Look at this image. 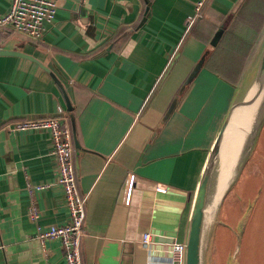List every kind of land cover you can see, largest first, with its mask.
<instances>
[{
  "label": "crops",
  "instance_id": "obj_1",
  "mask_svg": "<svg viewBox=\"0 0 264 264\" xmlns=\"http://www.w3.org/2000/svg\"><path fill=\"white\" fill-rule=\"evenodd\" d=\"M197 1L153 0L142 22L140 0H54L56 16L41 39L0 29V264H66L57 240L41 253L29 218L32 201L41 226L69 220L50 134L9 129L18 120L55 116L58 108L71 129L85 198L81 264H175L166 247L185 241L201 170L252 51L224 29L244 0L207 1L201 20L187 29ZM9 6L0 0V13ZM129 25L124 43L103 47ZM28 186L44 187L30 196ZM218 227L235 237L216 226L209 264ZM145 233L149 244L139 248Z\"/></svg>",
  "mask_w": 264,
  "mask_h": 264
},
{
  "label": "water",
  "instance_id": "obj_2",
  "mask_svg": "<svg viewBox=\"0 0 264 264\" xmlns=\"http://www.w3.org/2000/svg\"><path fill=\"white\" fill-rule=\"evenodd\" d=\"M149 9L147 4L142 22L149 15ZM9 55L35 61L22 54ZM201 66L202 62L197 64L182 89L195 78ZM176 103L177 100L174 99L166 117H169ZM263 127L264 35L236 86L231 104L201 170L191 202L183 264H209L210 244L218 224L233 231L236 242L227 264H238L245 225L258 195L248 202L234 228L220 220V212L228 193L236 186L245 165L252 157ZM74 146L79 148L75 137Z\"/></svg>",
  "mask_w": 264,
  "mask_h": 264
},
{
  "label": "built area",
  "instance_id": "obj_3",
  "mask_svg": "<svg viewBox=\"0 0 264 264\" xmlns=\"http://www.w3.org/2000/svg\"><path fill=\"white\" fill-rule=\"evenodd\" d=\"M209 0H199L196 5V13L199 16L200 9ZM57 6L54 0H10V6L6 13H0V29L20 33L27 38L39 40L43 37L45 24L53 22L56 16ZM196 17L186 21L189 29ZM11 131H48L51 138V153L57 164V183L62 187L65 205L68 210L69 220L61 226L43 227L39 224V212L31 201L29 218L34 224V239L37 240L41 253L47 255V243L57 240L64 251L66 264H81L80 247L83 238V223L85 219V198L79 193L73 159V142L71 129L62 109L58 108L57 115L39 119H22L14 122L9 128ZM133 178L128 180L127 203L130 196ZM44 186H28L30 196L34 191ZM161 191L160 188H158ZM164 189H162V192ZM149 234L145 233L137 243L139 248H145L149 244ZM166 254L171 262L183 264L185 245L183 242L172 240L166 247Z\"/></svg>",
  "mask_w": 264,
  "mask_h": 264
},
{
  "label": "rangeland",
  "instance_id": "obj_4",
  "mask_svg": "<svg viewBox=\"0 0 264 264\" xmlns=\"http://www.w3.org/2000/svg\"><path fill=\"white\" fill-rule=\"evenodd\" d=\"M196 5L197 3L195 2L191 14L193 16L191 17L198 18L199 16H197L196 13ZM219 33L220 35L222 34L221 31H219ZM182 37H184V35ZM180 38L181 35L178 37V39ZM182 48L184 47H181L180 51ZM172 57L173 54L170 53L167 57L168 61H170ZM262 157H264V127L261 131L255 151L250 160H248L247 164L245 165L238 183L226 197V199L228 198L230 200L228 202L229 205L232 204V202H234L236 199L241 200L238 206L235 204L230 205L226 208L225 213H223L225 220L224 222L234 227L238 223L240 219L239 217L242 216L241 213L243 214L244 211V192L249 195L256 186H259L254 191H257L256 195L261 198V202L259 203L256 212L253 215L251 214L246 222L244 235L240 244L238 264H264V172L259 173L260 166L261 170H264V158ZM261 175L263 176L261 177ZM255 181L258 182L255 184ZM258 183L260 184L258 185ZM256 205L254 204V206ZM221 214L222 211L220 212V216ZM235 242V237L230 234L229 230L218 227L214 245L216 251L213 256L212 264H223V261L225 262L227 259H229L231 252L228 253V251L234 246Z\"/></svg>",
  "mask_w": 264,
  "mask_h": 264
},
{
  "label": "trees",
  "instance_id": "obj_5",
  "mask_svg": "<svg viewBox=\"0 0 264 264\" xmlns=\"http://www.w3.org/2000/svg\"><path fill=\"white\" fill-rule=\"evenodd\" d=\"M143 9L141 12V15L143 14V10L149 2H152L153 0H140ZM207 2L204 4V6L199 11V17L194 20V22H197L198 20H201V17H203V8L206 6ZM226 19V18H225ZM225 19L222 20L225 21ZM223 25V24H221ZM224 29L227 31H230L234 35L248 41L252 45V51L249 56V59L253 56L257 46L259 45L260 41L262 40V37L264 35V0H244L239 6L235 8L233 11L232 16L225 21ZM135 25H129V26H122L120 27L116 33L110 38V40L104 44L103 47L108 46L112 43V45H120L124 43L127 38L129 37L132 29ZM211 37V36H210ZM264 158V157H262ZM259 165V162H258ZM264 172V170H260L259 173ZM263 175H261L262 177ZM264 177V176H263ZM258 181H255V184ZM261 183V182H260ZM258 183V185L260 184ZM259 187L256 186L255 189ZM254 189V190H255ZM264 189V186H263ZM252 190L250 194H246L244 192L243 194V203H244V210L246 209V206L249 201H251L257 191ZM259 199V200H258ZM254 208L252 209L250 215L254 214L258 208L259 203L261 202V198L258 197ZM230 200L227 198L224 205H223V213H225V210L230 205H239L241 200L236 199L232 204H228ZM241 206V205H240ZM244 212V211H243ZM253 212V213H252ZM242 215V213H241ZM241 217V216H240ZM239 217V218H240ZM227 230V229H226Z\"/></svg>",
  "mask_w": 264,
  "mask_h": 264
}]
</instances>
